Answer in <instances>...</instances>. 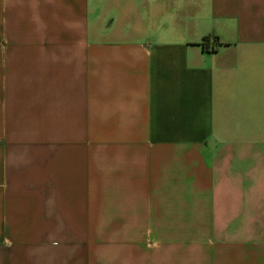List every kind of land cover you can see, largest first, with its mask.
Returning a JSON list of instances; mask_svg holds the SVG:
<instances>
[{
  "label": "crops",
  "instance_id": "obj_1",
  "mask_svg": "<svg viewBox=\"0 0 264 264\" xmlns=\"http://www.w3.org/2000/svg\"><path fill=\"white\" fill-rule=\"evenodd\" d=\"M0 264H264V0H0Z\"/></svg>",
  "mask_w": 264,
  "mask_h": 264
},
{
  "label": "trees",
  "instance_id": "obj_2",
  "mask_svg": "<svg viewBox=\"0 0 264 264\" xmlns=\"http://www.w3.org/2000/svg\"><path fill=\"white\" fill-rule=\"evenodd\" d=\"M214 40H215L214 38L213 40H210L208 37L205 36L203 37V40L200 44L203 47V49L213 50Z\"/></svg>",
  "mask_w": 264,
  "mask_h": 264
},
{
  "label": "rangeland",
  "instance_id": "obj_3",
  "mask_svg": "<svg viewBox=\"0 0 264 264\" xmlns=\"http://www.w3.org/2000/svg\"><path fill=\"white\" fill-rule=\"evenodd\" d=\"M9 41V40H8ZM7 45L15 44L14 41H9L8 43H5Z\"/></svg>",
  "mask_w": 264,
  "mask_h": 264
}]
</instances>
